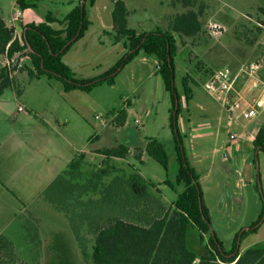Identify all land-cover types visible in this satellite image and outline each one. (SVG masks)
Returning <instances> with one entry per match:
<instances>
[{
  "label": "rangeland",
  "instance_id": "obj_1",
  "mask_svg": "<svg viewBox=\"0 0 264 264\" xmlns=\"http://www.w3.org/2000/svg\"><path fill=\"white\" fill-rule=\"evenodd\" d=\"M113 1L96 0L88 8L91 26L63 57L77 78L101 75L126 53L122 44L113 40ZM123 1L129 10L127 27L137 32L166 30L177 14L188 10L180 4L172 6L171 0ZM78 3L79 0H44L36 8L23 11V20L39 24L48 12L62 19ZM200 6L205 33L196 38L176 36V88L181 92V78L186 74L195 80L191 84V101L188 105L182 101L178 126L188 161L199 175L211 228L224 248L229 250L236 235L260 219L257 232L237 242L239 250L244 251L264 242V151L255 153L243 147L240 157L245 161L241 170L235 164L237 156L229 144V134H254L264 126V108L253 118L237 117L234 112L230 120L224 106L208 94L206 80L208 72L226 64L237 70L241 64L260 61L263 74L261 70L257 76L264 81V16L260 12L264 0H197L195 10ZM19 11L16 0H0V17L6 22ZM210 20L224 27L217 38L206 30ZM256 28L261 32L255 39ZM25 62L27 58L12 74L21 93L8 88L0 96V235L13 243L20 264H89L66 217L42 200L40 194L81 152L85 153L86 166H93L101 161L99 149L118 144L142 147L145 139L155 138L173 160L170 97L157 73L156 57L142 51L119 72L113 85L102 84L88 93H65L57 79L30 80L19 69ZM197 63L202 65L201 71L196 70ZM5 64L0 56V69ZM123 108L127 110V120L119 126L115 116ZM171 163L169 178L174 181L177 166ZM117 164L123 168L134 166L156 187L167 208L172 207L182 190L181 186L173 190L164 185L165 171L145 155L142 164L132 158L118 160ZM27 219L38 224L39 248L27 239L23 228ZM199 236L196 228H188L187 246L198 256L205 252Z\"/></svg>",
  "mask_w": 264,
  "mask_h": 264
},
{
  "label": "trees",
  "instance_id": "obj_2",
  "mask_svg": "<svg viewBox=\"0 0 264 264\" xmlns=\"http://www.w3.org/2000/svg\"><path fill=\"white\" fill-rule=\"evenodd\" d=\"M41 1L44 0H16V6L23 12L36 8ZM95 1L79 0L62 19L48 12L42 23L23 25L19 37L0 17V56L9 63L0 69V96L8 88L21 93L12 74L24 58L28 62L19 69L30 80L57 79L62 82L65 93L76 90L88 93L102 84L113 85L119 72L141 51L154 55L157 73L171 102L169 128L174 141V158L171 160L163 144L155 138L145 139L142 147L118 144L99 149L101 161L93 166H86L85 153L81 152L44 188L40 197L66 217L80 252L89 264H264V242L244 251L237 245L248 234L257 232L260 219L237 234L229 250L212 230L199 175L188 161L178 126L182 101L187 105L191 101V84H195V80L186 74L181 78V92L176 88V36L196 38L205 33L203 7L195 10L197 0H171L172 6L180 4L188 10L177 14L166 30L137 32L127 27L126 3L114 0L113 40L121 43L126 53L101 75L80 79L63 57L91 26L88 8L93 7ZM260 12L264 16V8ZM256 30L255 39L261 32L259 28ZM202 68L200 63L196 64L197 71ZM210 75L208 72L207 77ZM126 120L127 110L123 108L117 112L115 122L124 126ZM261 150L264 151V126L258 129L253 140V151ZM144 155L163 168L164 185L173 190L182 187L172 207L164 205L156 187L134 166L123 168L117 164L118 160L128 158L142 164ZM171 161L177 166L174 181L169 178ZM189 227L196 228L200 234L199 241L205 249L200 256L187 246ZM23 228L29 242L39 248L36 221L25 220ZM0 264H20L13 243L3 235H0Z\"/></svg>",
  "mask_w": 264,
  "mask_h": 264
},
{
  "label": "built area",
  "instance_id": "obj_3",
  "mask_svg": "<svg viewBox=\"0 0 264 264\" xmlns=\"http://www.w3.org/2000/svg\"><path fill=\"white\" fill-rule=\"evenodd\" d=\"M20 17L21 12L19 11L17 16L10 20L9 26L15 29V21H18ZM206 30L211 37L217 38L222 34L224 27L220 23L210 20L206 23ZM5 61L7 63L5 65L8 66V61L6 59ZM262 68L263 65L260 61L241 64L237 70L231 69L226 64L213 71L206 80L208 94L215 97L224 106L230 115V120H232L234 112L237 117L246 115L248 118H253L264 108V81L257 76ZM260 88L259 95L254 96V92ZM245 135L246 133L241 135L230 133L229 144L233 148L239 147V142ZM246 137L250 142H253L255 135L249 134Z\"/></svg>",
  "mask_w": 264,
  "mask_h": 264
},
{
  "label": "crops",
  "instance_id": "obj_4",
  "mask_svg": "<svg viewBox=\"0 0 264 264\" xmlns=\"http://www.w3.org/2000/svg\"><path fill=\"white\" fill-rule=\"evenodd\" d=\"M96 3V2H95ZM72 9V8H71ZM26 11V10H25ZM21 12V11H20ZM3 19V18H2ZM3 21L7 24V25H10V21H9V23L8 22H6L4 19H3ZM28 23H30V22H24V20H23V16H22V12H21V17H20V19H19V22L16 24L15 23V25H14V27H15V33H16V36L17 37H19L18 36V28H22L23 27V25H25V24H28ZM22 30V29H21ZM20 35H21V33H19ZM4 58V57H3ZM4 62L6 63V61H5V58H4ZM4 66V65H3ZM2 66V67H3ZM261 73L263 74V69H262V71H261ZM261 92V88L259 89V90H257V91H255L254 92V96H256L257 97V93H258V95H259V93ZM19 108H21V107H18V111H20L19 110ZM189 120V119H188ZM258 131V130H257ZM256 131V132H257ZM249 131H246V133H248ZM256 132L254 133V134H252L251 133V135H255L256 134ZM130 135L134 138V135H133V132H130ZM129 145V144H128ZM143 145H144V143H143ZM131 147H139V146H137V145H130ZM246 148L247 150H249V151H253V142H250V140L248 139V137H246V135L244 136V137H242V139L240 140V142H239V147H236V148H233L234 149V151H235V154H236V162H235V164H238L239 165V167H240V169L242 170L243 169V163H244V159L243 158H241L240 157V155H241V149L242 148ZM82 153H84V152H82ZM87 155V154H86ZM75 156V155H74ZM73 156V157H74ZM73 159V158H72ZM71 159V160H72ZM70 160V161H71ZM69 164V163H68ZM67 164V165H68ZM238 174H240L239 172H235V175H238ZM55 178V177H54ZM53 178V179H54ZM52 179V180H53ZM50 183V182H49ZM44 190V189H43Z\"/></svg>",
  "mask_w": 264,
  "mask_h": 264
}]
</instances>
